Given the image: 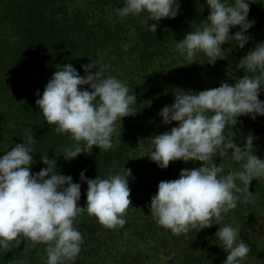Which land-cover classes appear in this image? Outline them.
Instances as JSON below:
<instances>
[{"label":"trees","instance_id":"1","mask_svg":"<svg viewBox=\"0 0 264 264\" xmlns=\"http://www.w3.org/2000/svg\"><path fill=\"white\" fill-rule=\"evenodd\" d=\"M251 2L247 19L254 25L244 33L249 42L242 49L235 42L222 45L227 58L210 65L202 53L189 64L176 50L177 42L208 16L206 0H179L180 13L175 18L148 21L158 24L155 33L142 24L147 18L144 13L118 15L123 0H0V156L33 136L32 173L46 167L40 157H48L56 172L81 184L80 207L85 206L87 191V184L79 178L82 171L87 170V179H107L122 174L123 168L131 169L126 223L106 229L95 217L82 214L74 222L83 237L79 255L64 264H223L227 253L215 232L225 225L239 229L240 239L250 248L242 264H264V179L250 183L249 201H238L234 210L223 214L219 225L177 236L155 223L148 207L150 198L160 181L177 179L182 169L201 163L175 161L161 169L145 155L152 147L150 138L178 126L176 122L164 125L159 115L163 107L174 103V95L218 87L221 82L231 84L243 77L236 63L264 43V0ZM239 30V26L231 28L230 35ZM90 62L106 77L127 85L136 96V103L130 106L136 114L116 122L112 147L107 151L93 146L90 153L65 160L64 149L74 147L73 141L47 125L35 105L36 93L42 94L57 65L71 64L84 76L81 66ZM96 70L94 67L89 74ZM259 99L264 101V91ZM231 130L241 147L251 133L253 154L264 159V116L255 120L238 117L225 135ZM79 146L84 147L83 143ZM230 154L213 158L224 168L221 175L240 170V163ZM237 185L243 186L239 181ZM45 248L44 244L33 247L22 241L16 246L13 242L8 250L0 248V264H46Z\"/></svg>","mask_w":264,"mask_h":264},{"label":"clouds","instance_id":"2","mask_svg":"<svg viewBox=\"0 0 264 264\" xmlns=\"http://www.w3.org/2000/svg\"><path fill=\"white\" fill-rule=\"evenodd\" d=\"M250 3L206 0L208 16L177 42L176 50L189 64L202 53L207 63L214 65L227 58L222 45L235 42L236 47L244 48L250 40L244 33L254 25L247 19ZM123 4L117 9L121 18L144 13L147 18L142 24L153 33L158 24L149 25V20L173 19L180 13L179 0H123ZM237 26L240 30L230 35V29ZM81 67L84 76L71 64L57 65L42 94L36 93L39 98L35 105L47 125L73 141L74 147L64 149L65 160L90 153L93 146L107 151L112 147L116 122L136 114L130 107L136 103V96L124 82L106 77L93 62ZM94 67L97 70L89 74ZM236 69L243 70L242 78L198 92L180 91L174 95V103L159 112L164 125L176 122L178 126L150 138L152 147L145 154L149 160L161 169L175 161L201 163L200 167L182 169L177 179L160 181L150 198L153 220L173 235L219 225L223 214L234 210L238 201H249L250 183L264 179V159L253 154L254 136L250 133L245 137L241 147L234 140L236 133L231 130L225 135V129H232L238 117L255 120L264 116V101L259 99L264 91V43L239 59ZM84 85L87 90L82 89ZM34 143L29 135L27 143H17L0 156V248L8 250L13 242L19 246L22 241L33 247L44 244L46 264H64L79 255L83 237L74 222L82 214L95 217L106 229L126 223L124 217L131 206V169L123 168L122 174L107 179H87V170L82 171L79 178L87 184V191L85 206L80 207L81 184L56 172L48 157H40L46 167L32 173L30 145ZM229 152L231 159L240 163V170L221 175L224 168L213 158L226 157ZM215 237L227 253L223 264H242L250 248L240 239L239 229L225 225L218 228Z\"/></svg>","mask_w":264,"mask_h":264}]
</instances>
